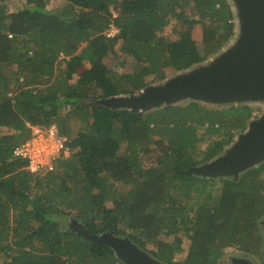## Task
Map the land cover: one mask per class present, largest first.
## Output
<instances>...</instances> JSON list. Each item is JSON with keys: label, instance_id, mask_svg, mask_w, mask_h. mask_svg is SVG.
Masks as SVG:
<instances>
[{"label": "trees", "instance_id": "1", "mask_svg": "<svg viewBox=\"0 0 264 264\" xmlns=\"http://www.w3.org/2000/svg\"><path fill=\"white\" fill-rule=\"evenodd\" d=\"M63 1L49 11L48 0H26L14 12L0 2V264H123L73 232L69 216L167 264H226L229 250L264 264V163L238 182L184 174L220 155L251 107L191 102L132 113L95 103L217 53L234 35L227 0ZM27 124L55 125L77 151L52 172L28 173L14 155L31 137ZM203 137L211 142L200 150Z\"/></svg>", "mask_w": 264, "mask_h": 264}, {"label": "water", "instance_id": "2", "mask_svg": "<svg viewBox=\"0 0 264 264\" xmlns=\"http://www.w3.org/2000/svg\"><path fill=\"white\" fill-rule=\"evenodd\" d=\"M228 3L237 30L230 45L214 57L176 72L137 93L101 99L95 103L112 110L127 109L132 113H147L191 102L218 109L264 105V0H228ZM263 163L264 111L259 117L250 118L246 129L236 133L234 141L220 155L188 169L184 174L238 182L245 172ZM260 226L264 236V219ZM70 229L111 248L123 264H165L129 237H118L111 231L93 235L78 221L72 222ZM228 259V264H257L252 257L244 254Z\"/></svg>", "mask_w": 264, "mask_h": 264}, {"label": "built area", "instance_id": "3", "mask_svg": "<svg viewBox=\"0 0 264 264\" xmlns=\"http://www.w3.org/2000/svg\"><path fill=\"white\" fill-rule=\"evenodd\" d=\"M74 152L68 139L61 136L58 128L52 125L49 128L33 126L30 139L19 145L14 155L27 161L28 171L37 175L54 171L58 160L69 158Z\"/></svg>", "mask_w": 264, "mask_h": 264}, {"label": "rangeland", "instance_id": "4", "mask_svg": "<svg viewBox=\"0 0 264 264\" xmlns=\"http://www.w3.org/2000/svg\"><path fill=\"white\" fill-rule=\"evenodd\" d=\"M0 2L6 3V5L8 6V9H10L11 12H14V11L19 10V9H24L25 7H27L26 0H0ZM227 2H228V0H227ZM64 5H65V2L63 0H48V4H47L46 9L49 10V11H56L60 7H62ZM233 22H234V32H236L237 30H236V27H235V20L234 19H233ZM173 26H174V23L171 24L170 26H168L165 29V31H164V35L171 34ZM197 33H198V35H197L196 41L200 42V33L202 34V29L200 28V25L197 26ZM232 39H234L233 36H232V38L230 40H232ZM231 42L229 41L225 46L230 45ZM225 46H223L222 48H224ZM221 49L218 52H220ZM217 53H215L213 56H211V57H209V58H207L205 60H208V59L214 57ZM87 68H89V65L88 64H83V66L81 68H79V72H78L77 75H75L73 80H76L78 78V75L83 71V69H87ZM127 70L128 69H125V71H127ZM120 71H123V70H120ZM170 75H172V73L168 74V76H170ZM251 108L253 110V117H259L262 114V112L264 111V105L262 103H260V104H251ZM238 132L239 131H237V133ZM201 142L202 143L200 144L199 148H200V150H205L207 148V145H209V143L211 141L208 139V137H203ZM153 160L154 159H152L150 161H147V164L154 163V165L156 166L157 163L155 161H153ZM44 173H46V172H44ZM260 222H261V220L259 221V227H260V230L262 232V229H261V226H260ZM114 234H116V233H114ZM117 236L118 237H123L122 235H118V234H117ZM180 236L183 238V251L179 255L176 256V260L177 261L178 260H182V259L185 258L186 253H187V249H188L189 243H190L189 241H190V238H191V233L186 231L184 233H181ZM240 254H243V253L236 252V251H233V250H229L228 253L226 254V264L229 263L228 262L229 261L228 258L230 256H236V255H240ZM246 256H248V255H246ZM250 257H252V256H250ZM252 258L258 264V261L254 257H252ZM165 264H167V263H165Z\"/></svg>", "mask_w": 264, "mask_h": 264}, {"label": "crops", "instance_id": "5", "mask_svg": "<svg viewBox=\"0 0 264 264\" xmlns=\"http://www.w3.org/2000/svg\"><path fill=\"white\" fill-rule=\"evenodd\" d=\"M1 3H3V2H1ZM27 126L30 128V130L32 129V127L34 126V125H31V124H27ZM52 126V125H51ZM42 127V126H41ZM31 134V133H30ZM74 137H76L75 135H73ZM67 138V137H66ZM28 141V140H27ZM77 151V150H76ZM26 171H28V168H27V166H26V169H25ZM28 173H30L29 171H28ZM46 173H48V172H46ZM31 174V173H30ZM42 174H45V173H42ZM69 224H68V227L70 228L71 227V223L72 222H74V221H78L74 216H69ZM79 222V221H78Z\"/></svg>", "mask_w": 264, "mask_h": 264}, {"label": "clouds", "instance_id": "6", "mask_svg": "<svg viewBox=\"0 0 264 264\" xmlns=\"http://www.w3.org/2000/svg\"><path fill=\"white\" fill-rule=\"evenodd\" d=\"M169 77V76H168ZM148 86H150V85H148ZM253 117V116H252ZM68 139V138H67ZM69 141V140H68Z\"/></svg>", "mask_w": 264, "mask_h": 264}]
</instances>
